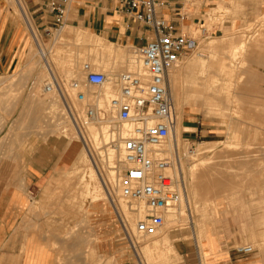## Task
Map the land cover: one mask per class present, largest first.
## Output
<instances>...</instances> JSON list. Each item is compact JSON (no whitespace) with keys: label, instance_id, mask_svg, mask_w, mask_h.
I'll return each instance as SVG.
<instances>
[{"label":"rangeland","instance_id":"1","mask_svg":"<svg viewBox=\"0 0 264 264\" xmlns=\"http://www.w3.org/2000/svg\"><path fill=\"white\" fill-rule=\"evenodd\" d=\"M8 1L21 20L24 21L27 16L33 21L24 0ZM191 4L192 18L197 22L206 17L202 24L208 29V33L202 34L199 24L191 27L200 38V45L198 51L185 57L178 67L179 69L202 59L207 62L205 76L199 73L201 67L198 65L194 76L197 84L192 86L190 77L187 78V83H183L179 95L182 110L177 108L178 101L174 96L177 115L182 120L196 121L203 131L198 138L187 139L188 135L183 136L181 130L177 139L181 148V169L186 176L187 203L191 214L184 205L181 224L168 228L167 224L164 225V233L161 231L155 236L157 238H139L129 226L127 231L124 230L119 217L121 213L115 207V197L119 200V195L111 192L107 183L108 169H117L110 164L108 151L103 143L97 146L99 149L88 144L92 158L89 151H86L98 177L91 176V170L87 166L82 165L74 171L73 166L71 172L58 184L59 189L48 190L44 196L51 202L65 199V204L38 207L33 204L30 214L38 211L37 218L40 217V222L30 228L29 243L34 249H24L30 235L26 234L20 240V249L26 250L27 263L45 264L50 257L51 264H213V236L217 235L218 229L231 236L233 242L228 243L231 248L249 244L255 248L264 246V216L262 220L252 222L236 221L229 217L240 214L244 219L245 215L252 213L264 214V0H192ZM219 5L220 8L211 10ZM38 34H43L47 49L45 58L57 59V74L62 75L64 80L68 79L64 70V58L71 59L76 70H81L85 62L92 65L96 62L94 67L97 70L110 71V68L100 65L102 59L107 57L106 50L113 55L127 56L131 53V45L110 43L86 29L67 24L58 31L52 29L49 36L44 35L43 31ZM241 41L245 43V47H240ZM28 42L29 51L24 54L20 70L0 76V167L16 164L15 155L20 151L22 141L32 134L37 133L46 138L51 135L62 136L54 117L58 108L50 102L51 95L42 93V86L45 79L48 80L50 71L46 67L42 72L46 61L38 54L31 35ZM233 47H237L238 51L236 62L247 59L246 67L251 66V70H245L238 88L237 95L242 98L240 103H234L232 98L228 102L225 96L222 100L219 92L215 94L204 86L207 79L218 72L215 61L217 58H214L230 54ZM120 71L117 68L114 72ZM31 82H35V89H29ZM220 82L218 90L224 84L223 81ZM39 83H43L41 87ZM212 97L216 101H212ZM173 138H170V143ZM65 140L68 144L77 141V147L83 148L77 137L70 136ZM196 149H201L204 154L200 153L201 156L198 154V157L193 155ZM76 172L79 173L75 174ZM119 173L120 171L118 177ZM85 174L86 180L82 181ZM8 176L9 174H0V188L6 186ZM35 198L37 196L33 200ZM120 199L126 203L121 197ZM100 203H104L108 211V218L103 223L100 217L92 213L93 207ZM126 205L130 210V205ZM190 216L194 221H189ZM236 236H244L246 240L242 244H235ZM156 241L159 244L156 245ZM182 243H195L199 256L198 250H193L188 256L180 254L176 246ZM21 261V255L0 254V264H21Z\"/></svg>","mask_w":264,"mask_h":264},{"label":"built area","instance_id":"2","mask_svg":"<svg viewBox=\"0 0 264 264\" xmlns=\"http://www.w3.org/2000/svg\"><path fill=\"white\" fill-rule=\"evenodd\" d=\"M93 1L115 3L130 21L151 29L153 38L143 46L130 47L135 65L131 70L107 73L85 62L82 79L74 78L67 83L51 70L42 89L51 95L50 102L58 108L54 117L62 137H77L91 158L93 154L85 137L88 125L105 126L107 133L113 135L104 147L106 151L112 145L120 148L122 168L117 189L130 205V211L138 215L136 234L147 239L157 236L164 228L166 217L188 202L179 144L169 147L170 135L177 125L170 72L197 50L200 38L191 27L199 24L202 34L208 33L207 26L202 24L206 17L197 22L193 18L192 22V0ZM69 4L70 0L49 1L55 27L46 29L44 35L65 26ZM30 32L36 48L42 50L43 34L37 35L32 28ZM89 87L107 88L108 92L89 98L84 91ZM33 88L31 82L29 89ZM187 209L191 214L189 206ZM122 226L127 231L123 219ZM254 249L250 244L237 248L242 254H250Z\"/></svg>","mask_w":264,"mask_h":264},{"label":"crops","instance_id":"3","mask_svg":"<svg viewBox=\"0 0 264 264\" xmlns=\"http://www.w3.org/2000/svg\"><path fill=\"white\" fill-rule=\"evenodd\" d=\"M49 1L24 0L33 21L27 16L23 21L12 10L8 0H0V76L20 70L24 54L29 51L31 28L38 34L55 27L54 14L48 9ZM191 20L194 22L193 18ZM66 24L86 29L110 43L125 46H143L153 38L151 29L130 21L115 3L110 2L96 4L93 0H70ZM181 128L183 136L188 135H185L187 139L198 138L203 132L196 121L189 119L182 120ZM63 138L56 135L46 138L34 133L23 142L20 151L15 155L16 164L0 167V174H9L12 177L8 176L6 186L0 188V254L21 255V264H35L27 263L26 250L20 249L22 247L20 240L26 234H31L30 228L40 222V217L37 218L38 211L30 214L33 204L35 203V207L65 204V199L51 202L44 197L46 191L59 189L58 184L71 172L77 158V151L73 150L77 148V141L73 142V147L70 149L68 142H65L66 138ZM34 196H37L35 200H33ZM93 208L92 213L100 217L101 223L107 220L108 211L104 203L96 204ZM263 216L264 214L261 213H252L245 215L244 219L240 214H232L229 217H233L236 221L252 222L262 220ZM30 237L27 238L24 249L27 247L34 249L29 243ZM245 240L244 236H236L234 239L235 244H242ZM229 242H233L231 236L218 229L217 235L213 236L215 246L212 253L213 264H264L263 245L254 247V251L250 254H242L237 248L229 247ZM176 248L180 254L187 256L193 250H198L195 243L194 245L178 244ZM197 253L199 256V250ZM32 257L31 255L30 258ZM51 261L49 257L45 264H51Z\"/></svg>","mask_w":264,"mask_h":264},{"label":"bare ground","instance_id":"4","mask_svg":"<svg viewBox=\"0 0 264 264\" xmlns=\"http://www.w3.org/2000/svg\"><path fill=\"white\" fill-rule=\"evenodd\" d=\"M197 1V0H196ZM20 2V0H19ZM18 2V3H19ZM20 5V4H19ZM223 7V6H221ZM220 8V5L219 7L217 8H211L212 11H215L216 9ZM26 9V8H25ZM68 26V25H67ZM258 34V33H257ZM257 34H254V35H257ZM261 35V34H260ZM247 36V35H246ZM77 37H80L79 35H77ZM252 37V36H250ZM255 37V36H254ZM259 37V36H258ZM95 38V37H94ZM205 38V37H204ZM225 38V37H224ZM247 38V37H246ZM257 38V37H256ZM223 39V38H222ZM215 40V39H214ZM246 40V39H245ZM250 40V39H249ZM217 43V42H216ZM226 43V42H225ZM214 45V44H213ZM245 47V43L244 42H240V47ZM211 47V45H210ZM209 47V48H210ZM234 49H231L230 50V54H223L222 56L220 57H215L214 60L216 61V65L218 67V72L213 75V77H211L210 79H207V83H205L204 86L206 87H209V89H211V91H213L215 94L216 93H220L218 94L219 96L221 95L222 97V100H223V96H225V98L228 100V102H230V99L232 98L233 99V102L236 103V102H239L242 98H240V96L237 95V92H238V88L240 87V83L242 82V77L243 75L245 74V70H251L250 67L251 66H248L246 67V62H247V59H244L243 62H236L237 61V47H233ZM214 49V48H213ZM46 45H42V50H40L38 47H37V51H38V54L42 57L45 58L46 56ZM211 50V49H210ZM247 50V49H246ZM108 53H107V57L106 59L103 58L100 63L101 66L103 67H106V68H110L108 70L110 71H105L107 73H112L115 71V69H119L121 71H125V70H131L134 68V64H133V56L126 53L127 56H124V55H113L112 53H110L109 50H106ZM198 51V50H197ZM214 51V50H213ZM246 53V51H245ZM204 54V53H203ZM247 54V53H246ZM253 54V53H252ZM241 55V54H240ZM207 56V55H206ZM57 57V56H55ZM212 57V56H211ZM210 57V58H211ZM243 58L245 57L244 55L242 56ZM207 58V57H205ZM204 58V59H205ZM241 58V57H240ZM213 59V58H212ZM55 60H57L55 58ZM53 58H50L49 60L45 58V61H46V64L42 66V72L46 69L47 67V70L49 71H54L55 73H58V66H57V62L55 61ZM210 60V59H209ZM242 60V59H241ZM64 70H65V74L67 75L68 79H65V80H69L67 81V83H69L72 79L74 78H78V79H82V75H81V70H76L75 68V64L73 63V61L71 59H68V58H64ZM182 63V62H181ZM209 63V62H208ZM97 64L96 62L94 63V65ZM180 65V64H179ZM200 65L201 67V70H200V74L201 76H205L206 74V67H207V62L205 60H199L197 62H194L192 64H188L187 66H184V67H181L178 69V67L174 68L171 72H170V77H171V82H172V87H173V96H175L176 100L178 101V109L182 110V107L180 106V89L182 88L183 86V83H187V78L190 77L191 80V84L193 86L194 83H196V79L194 78L195 76V70H196V67ZM210 65V64H209ZM215 65V64H214ZM181 66V65H180ZM113 68V69H112ZM44 69V70H43ZM190 74V75H189ZM189 75V76H187ZM62 78L63 76L60 75ZM184 76L186 78H184ZM193 77V78H192ZM207 78V77H206ZM64 79V78H63ZM209 80L210 83H209ZM227 80V81H226ZM42 82L44 80H41ZM46 81V79H45ZM220 81H223V86L221 87L220 90H218V86H219V83H221ZM35 83V82H34ZM44 83V82H43ZM42 83V84H43ZM40 84V87L42 86L41 83ZM197 84V83H196ZM179 87V88H178ZM35 89V88H34ZM40 90V88H39ZM108 89L105 88V89H100V90H94L92 88H84V91L86 92L87 96L89 98H91L94 94H97V95H101L103 92L104 93H107ZM38 91V90H37ZM40 92V91H39ZM195 92V91H194ZM44 94V92H42ZM224 93V95H223ZM36 97V96H35ZM43 97V96H42ZM212 101H214L216 98L215 97H212L211 98ZM216 101V100H215ZM232 102V103H233ZM222 103V102H221ZM231 103V104H232ZM240 103V102H239ZM51 104V103H50ZM235 105V104H234ZM239 105V104H237ZM48 106V105H46ZM50 107H53L52 105ZM239 108V107H237ZM55 109V108H54ZM57 109V108H56ZM220 109V108H219ZM50 110V109H49ZM56 111V110H54ZM58 111V109H57ZM56 111V112H57ZM237 111V110H236ZM51 112V111H50ZM233 112V111H232ZM241 112V111H240ZM34 115V114H33ZM44 115V114H42ZM182 116V115H181ZM43 120V119H42ZM47 120V119H46ZM181 120L182 118L177 115V125H176V128H175V131L172 132L173 134L170 135V137H174L172 143L169 145L170 148L172 147H175L178 145V137L180 136V133H181ZM38 121V120H37ZM44 121V120H43ZM53 121V120H52ZM33 122V121H31ZM41 122V121H40ZM233 123V122H232ZM57 125V124H56ZM230 126V125H229ZM53 127V126H52ZM232 127V126H231ZM230 128V127H229ZM233 128V127H232ZM60 129V128H58ZM21 130V129H20ZM42 130V129H41ZM36 132V131H35ZM50 132V131H49ZM235 135V134H234ZM176 136V138H175ZM239 136V135H238ZM238 136H235V137H238ZM85 137H86V140L89 144V146H93L94 149H97L98 145L100 144H105V142L107 140L109 141H112V137L113 135L112 134H108L107 133V130H106V127L105 126H95V124H90L88 125L87 127V132L85 134ZM79 140V139H78ZM236 141V140H235ZM23 143V141H22ZM73 142H70L68 144V146H70V149L73 147ZM4 145V144H3ZM22 145V144H21ZM180 145V144H179ZM231 145V144H230ZM204 146V145H203ZM202 146V147H203ZM229 146V145H228ZM227 146V147H228ZM232 146V145H231ZM238 146V145H237ZM13 147V146H12ZM226 147V146H225ZM239 147V146H238ZM248 147V146H247ZM250 147V146H249ZM253 147V146H252ZM231 148V147H230ZM233 148V147H232ZM237 148V147H236ZM13 149V148H12ZM99 149V148H98ZM181 149V148H180ZM235 149V146L234 148ZM75 152L77 151V158H76V161L74 163V169L73 171L79 167H81L82 165L83 166H87L90 170H91V173L90 175L91 176H94L95 178L98 177V174L96 173V169H94V166L92 164V161L90 160V156L88 155V152L86 151V149L83 147V148H74L73 149ZM208 150V149H207ZM214 150V149H213ZM13 151V150H12ZM11 151V152H12ZM108 160L110 162V164L114 165V169L116 168L117 170H110L108 169V173H107V183H108V186H109V190L111 188V192L117 194V196L119 195V200L117 197H115V201H117V206H115L116 208L119 209L120 213H121V220L123 219V221L126 223V226L128 227L129 226V229L130 230H133L134 233H136V229H135V221H136V218L138 217L137 214L131 212L130 210H128V205H126V203H124L121 199H120V194L118 193V189H117V181H118V171H120V169L122 168V165L120 164L119 162V158H120V148L118 145H112L110 148H108ZM206 151V150H205ZM204 151V152H205ZM23 152V151H22ZM13 153V152H12ZM12 153H10L12 155ZM204 154L201 152V149H196L193 151V155H198L201 156V154ZM207 153V151H206ZM14 154V153H13ZM214 154V153H213ZM11 157V156H10ZM198 157V156H197ZM203 157V156H202ZM7 158V157H5ZM4 158V160H5ZM194 158V157H193ZM211 158V157H210ZM197 159V158H196ZM200 159V158H199ZM3 160V161H4ZM20 161H21V158H20ZM205 162V161H204ZM209 162V161H208ZM207 162V163H208ZM14 163V162H13ZM201 163V162H200ZM203 163V161H202ZM205 163V164H207ZM204 165V164H203ZM19 167V166H18ZM17 168V167H16ZM87 168V169H88ZM197 168H195V171L198 172L196 170ZM18 170V169H17ZM82 171V170H80ZM195 172V173H196ZM79 172H76L75 174H77ZM23 174V173H22ZM26 174V173H25ZM194 174V172H193ZM12 175V174H11ZM19 176V175H18ZM4 177V176H3ZM11 177V176H9ZM12 178V177H11ZM94 179V178H93ZM82 181L86 180V174L82 176L81 178ZM94 181V180H93ZM13 182V181H12ZM23 182V181H22ZM192 182V181H191ZM25 183V182H24ZM98 183V182H97ZM88 184V183H87ZM99 184V183H98ZM81 185V184H79ZM85 186V185H83ZM97 187V186H96ZM85 188V187H84ZM95 188V186H94ZM115 188L117 189V191H115ZM83 189V188H82ZM192 189V188H190ZM87 190V189H86ZM188 191V190H187ZM97 192V191H96ZM193 192V191H192ZM88 193V192H87ZM101 193V192H100ZM99 193V194H100ZM189 193V192H188ZM93 195V194H92ZM91 195V196H92ZM101 195V194H100ZM90 196V194L88 195ZM98 196V195H97ZM87 197V196H85ZM190 197V196H189ZM101 198V197H100ZM94 199V198H93ZM110 200V199H109ZM190 200V199H189ZM113 201V200H112ZM111 201V203H112ZM82 205V204H81ZM187 207L188 208V204H187V201L184 202L181 206V209L175 213H172L170 215H168L166 217V222H165V225L167 224V228L170 227V226H176L177 223L179 224L181 221H182V217L183 216V208L184 207ZM114 207V206H113ZM186 208V209H187ZM185 211V210H184ZM185 215V214H184ZM120 217V215H119ZM189 221L192 222L194 221L192 219V217L190 216L189 218ZM181 224V223H180ZM188 224V223H187ZM74 231V230H73ZM170 231V230H169ZM162 232L164 233V231L162 230ZM162 233V234H163ZM30 234V233H28ZM202 235V233H201ZM29 236V235H28ZM31 236V235H30ZM69 236V235H68ZM155 237V236H154ZM150 238V237H149ZM157 238V237H155ZM197 239V238H196ZM159 244V242L156 241V245ZM169 250H172V248ZM78 252V251H77ZM87 256H85L86 258Z\"/></svg>","mask_w":264,"mask_h":264}]
</instances>
